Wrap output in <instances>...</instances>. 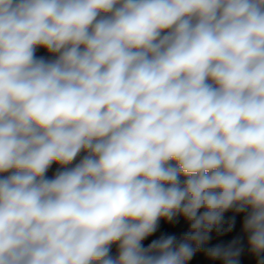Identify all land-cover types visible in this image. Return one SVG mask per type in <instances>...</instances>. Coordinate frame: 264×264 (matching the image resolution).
<instances>
[{
	"label": "clouds",
	"instance_id": "clouds-1",
	"mask_svg": "<svg viewBox=\"0 0 264 264\" xmlns=\"http://www.w3.org/2000/svg\"><path fill=\"white\" fill-rule=\"evenodd\" d=\"M229 210L264 253V0H0V264H187Z\"/></svg>",
	"mask_w": 264,
	"mask_h": 264
},
{
	"label": "trees",
	"instance_id": "trees-1",
	"mask_svg": "<svg viewBox=\"0 0 264 264\" xmlns=\"http://www.w3.org/2000/svg\"><path fill=\"white\" fill-rule=\"evenodd\" d=\"M37 53L45 55L48 58H51L49 56V54L44 49H37ZM82 156H83V153H81V156L77 157V160L73 162V165L75 163H77ZM54 166H55V172H56L57 169L59 168V165L54 164ZM71 166L72 165H70L69 167H71ZM55 172H53L51 174H46V175L48 178H51L55 174ZM229 222H230V215H229V212H226V213H224L222 225H228ZM175 224H176L175 219L172 222H166L165 220L161 219L158 222V227L156 230L157 236L160 238L161 236L172 235V236H175L177 239L182 238L186 234L185 231L189 230L190 224L183 217H182L179 225H175ZM215 231L216 230H213V232H215ZM149 243H150L149 237H147L144 241H142V245H146ZM213 247L214 246L212 244H208V245H206V247L204 249H201V250L195 252L194 255L192 256V258L189 261H187V264H213V262L215 260L209 258L207 255V250L210 248H213ZM115 250H118V244H113L111 246L110 255H112V253ZM117 253L118 252H115L113 254V256L116 255Z\"/></svg>",
	"mask_w": 264,
	"mask_h": 264
},
{
	"label": "built area",
	"instance_id": "built-area-1",
	"mask_svg": "<svg viewBox=\"0 0 264 264\" xmlns=\"http://www.w3.org/2000/svg\"><path fill=\"white\" fill-rule=\"evenodd\" d=\"M37 56H45V55L37 53ZM228 212H229V215H230L229 224L228 225H222V227H221L219 232H217V231L212 232L210 234V239L199 250L204 249L206 247V245H208V244H212L214 247L217 246V245L228 246L233 241H237L238 242L237 246L241 249V241H240V238H239V235H238V229H239V225H240V221H241V217H242V212L241 213H236L233 210H229ZM233 218H234V223H233ZM230 224L232 225L231 226V230L228 231L227 229H228ZM188 231L189 230H186L185 232L187 233ZM182 238H178L177 241H180ZM149 239H150V243L153 240L159 239V237L156 234V231L151 236H149ZM149 244H146V245H143V246L147 247ZM213 264H223V262L221 260H219V259H216L213 262Z\"/></svg>",
	"mask_w": 264,
	"mask_h": 264
},
{
	"label": "crops",
	"instance_id": "crops-1",
	"mask_svg": "<svg viewBox=\"0 0 264 264\" xmlns=\"http://www.w3.org/2000/svg\"><path fill=\"white\" fill-rule=\"evenodd\" d=\"M53 172H55L54 164L51 166V168L49 169L47 174H51ZM181 179H183V177H181ZM246 215H247L246 211L242 212V217H241V221H240V225H239V229H238V235H239V238H240V241H241V253H240L239 257H238V264H258V261L260 259L264 258V253H262L259 256H257L256 254L252 253L250 251V249H249L248 233H246L244 231V229H243V224H244V220H245ZM181 219H182V216H177L175 218V221H176L175 225H179L180 222H181ZM115 252H118V250H115L112 253V256H113V254ZM116 255H114L113 257H115Z\"/></svg>",
	"mask_w": 264,
	"mask_h": 264
}]
</instances>
